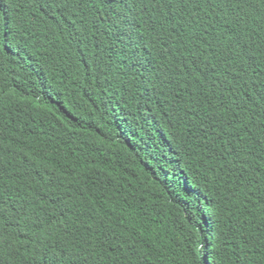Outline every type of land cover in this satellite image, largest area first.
I'll return each instance as SVG.
<instances>
[{"label": "trees", "instance_id": "obj_1", "mask_svg": "<svg viewBox=\"0 0 264 264\" xmlns=\"http://www.w3.org/2000/svg\"><path fill=\"white\" fill-rule=\"evenodd\" d=\"M0 13V264H264L261 0Z\"/></svg>", "mask_w": 264, "mask_h": 264}, {"label": "snow or ice", "instance_id": "obj_2", "mask_svg": "<svg viewBox=\"0 0 264 264\" xmlns=\"http://www.w3.org/2000/svg\"><path fill=\"white\" fill-rule=\"evenodd\" d=\"M110 3L113 5H120L124 2V0H109ZM262 4H264V0H261ZM3 20V13H0V21ZM6 38V35L3 30H0V51L3 50L4 47V40Z\"/></svg>", "mask_w": 264, "mask_h": 264}]
</instances>
